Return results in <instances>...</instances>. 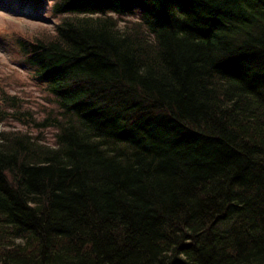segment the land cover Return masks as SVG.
I'll use <instances>...</instances> for the list:
<instances>
[{
    "label": "trees",
    "instance_id": "trees-1",
    "mask_svg": "<svg viewBox=\"0 0 264 264\" xmlns=\"http://www.w3.org/2000/svg\"><path fill=\"white\" fill-rule=\"evenodd\" d=\"M34 1L61 20L13 37L49 105L0 84V264H264V0Z\"/></svg>",
    "mask_w": 264,
    "mask_h": 264
},
{
    "label": "rangeland",
    "instance_id": "rangeland-1",
    "mask_svg": "<svg viewBox=\"0 0 264 264\" xmlns=\"http://www.w3.org/2000/svg\"><path fill=\"white\" fill-rule=\"evenodd\" d=\"M134 18L129 16L125 20ZM60 20V16L51 12L49 3L37 5L34 0H0V84L42 107L49 105L50 100L32 79L13 37L19 32L51 37Z\"/></svg>",
    "mask_w": 264,
    "mask_h": 264
}]
</instances>
